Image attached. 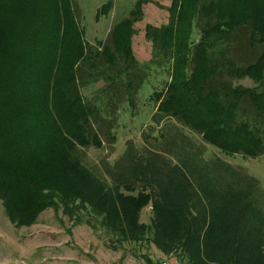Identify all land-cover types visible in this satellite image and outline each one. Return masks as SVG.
I'll return each instance as SVG.
<instances>
[{"label":"trees","instance_id":"1","mask_svg":"<svg viewBox=\"0 0 264 264\" xmlns=\"http://www.w3.org/2000/svg\"><path fill=\"white\" fill-rule=\"evenodd\" d=\"M169 12L168 25L147 31L156 59L171 64L159 114L228 157H263L264 0H174ZM131 24L117 26L118 39L113 31L99 52L85 44L73 0H0V200L16 225L35 224L48 208L78 209L100 218L120 244L148 242L140 212L129 211L149 199L90 195L91 175L78 157L80 149L102 146L101 135L111 131L103 113L123 98L134 107L145 83L130 49ZM195 30L201 39L193 44ZM99 79L107 100L98 105L81 90ZM243 79L258 87H235ZM158 205L170 230L156 220L150 242L166 258L176 253L182 264H236L207 262L198 245L190 251L189 222L183 231Z\"/></svg>","mask_w":264,"mask_h":264},{"label":"rangeland","instance_id":"2","mask_svg":"<svg viewBox=\"0 0 264 264\" xmlns=\"http://www.w3.org/2000/svg\"><path fill=\"white\" fill-rule=\"evenodd\" d=\"M173 1L73 0L89 50L102 51L113 31L118 39L117 26L132 22L131 36H126L145 83L134 107L123 98L114 112L103 113L111 120V131L101 135L102 146L80 149L78 157L91 175L90 195L113 198L120 193L128 203L131 198L149 199L146 206L133 205L129 211L140 212L148 242L120 244L100 218L78 209L48 208L35 224L18 226L0 200V264H161L166 257L150 242L154 222L170 229L155 203L165 219L183 231L189 222L194 232L189 250L200 246L207 262L214 257L218 262L232 258L236 264H264V156L228 157L186 125L159 114L160 99L171 82V64L156 59L147 31L169 24ZM200 39L195 30L193 44ZM88 82L81 90L86 101L99 105L107 100L102 79ZM234 85L258 87L250 79ZM183 253L189 259L188 252Z\"/></svg>","mask_w":264,"mask_h":264},{"label":"built area","instance_id":"3","mask_svg":"<svg viewBox=\"0 0 264 264\" xmlns=\"http://www.w3.org/2000/svg\"><path fill=\"white\" fill-rule=\"evenodd\" d=\"M161 264H182V263L181 260L175 256V257L167 258Z\"/></svg>","mask_w":264,"mask_h":264}]
</instances>
